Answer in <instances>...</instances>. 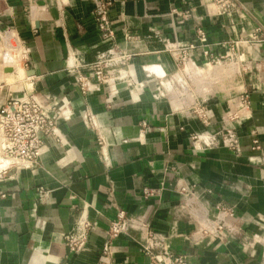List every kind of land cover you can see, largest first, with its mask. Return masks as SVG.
Returning <instances> with one entry per match:
<instances>
[{"label": "crops", "instance_id": "crops-1", "mask_svg": "<svg viewBox=\"0 0 264 264\" xmlns=\"http://www.w3.org/2000/svg\"><path fill=\"white\" fill-rule=\"evenodd\" d=\"M105 3L111 42L97 29ZM4 32L0 107L35 98L55 135L31 168L0 171V264H149L144 232L108 239L119 209L190 264H264V0L224 12L210 0H0ZM112 46L130 55L122 76L93 81ZM217 207L234 210L221 237Z\"/></svg>", "mask_w": 264, "mask_h": 264}, {"label": "built area", "instance_id": "built-area-1", "mask_svg": "<svg viewBox=\"0 0 264 264\" xmlns=\"http://www.w3.org/2000/svg\"><path fill=\"white\" fill-rule=\"evenodd\" d=\"M238 0H214V4L221 10L226 11L237 7ZM110 3L101 4L97 7L95 16L97 29L104 41H113L114 31L110 28L107 20V9ZM6 32L0 33V39L6 38ZM130 55L120 54L115 46L110 47L105 54H101L98 60L92 64V79L95 82L108 83L122 76L119 67L125 65ZM116 73L117 76H112ZM91 80L87 77H79L80 89L85 93L90 86ZM182 84V83H181ZM184 85V83L182 84ZM202 109V107H200ZM46 107L31 96L17 99H9L0 107V158L6 160V165L0 169L3 174L8 169H29L35 163L40 154L45 137L55 135L54 119L46 115ZM201 119L205 120V112L199 110ZM89 120V119H88ZM143 125H145L143 123ZM193 141L197 143L198 137ZM227 147L237 152L239 144L237 139L231 135L227 140ZM253 151L260 150L257 139H253ZM185 192L184 189H182ZM154 191L144 189V197H150ZM219 217L216 225L218 235L226 227V218L234 217L232 208L217 207ZM91 229L90 223L85 219L79 220L72 231L65 236V243L71 253L81 251ZM130 229H139L144 232L142 252L148 258L149 264H190L185 255H173L168 252L163 244V239L152 232L147 223L136 218L128 217L125 211L117 210L115 218L109 223L107 236L109 240L116 239L119 235L127 233Z\"/></svg>", "mask_w": 264, "mask_h": 264}, {"label": "bare ground", "instance_id": "bare-ground-1", "mask_svg": "<svg viewBox=\"0 0 264 264\" xmlns=\"http://www.w3.org/2000/svg\"><path fill=\"white\" fill-rule=\"evenodd\" d=\"M10 39H11V38H10ZM3 41H4V39H3ZM6 41H7V40H6ZM12 43H13V42H12ZM2 44H3V42H2ZM0 45H1V44H0ZM14 46H15V45H14ZM17 47H18V46H17ZM0 48H1V46H0ZM6 48H7V47H6ZM10 49L13 50L14 48H10ZM5 50H6V49H5ZM2 51H3V48H2ZM6 51H7V50H6ZM17 51H18V50H17ZM3 52H4V51H3ZM3 52H2V53H3ZM10 52H12V51H10ZM4 53H5V52H4ZM16 53H17V52H16ZM16 53H14V54H16ZM7 54H8V53H7ZM14 54H13V55H14ZM11 56H12V55L9 54V57H10V58H11ZM4 57H5V56H4ZM7 57H8V56H7ZM7 69H10V68H7ZM5 70H6V69H5ZM6 73H8V72H6ZM0 159H1V158H0ZM1 160H3V162H5V164H6V160H4V159H1ZM1 166H2V165H1ZM3 167H4V166H3Z\"/></svg>", "mask_w": 264, "mask_h": 264}, {"label": "rangeland", "instance_id": "rangeland-1", "mask_svg": "<svg viewBox=\"0 0 264 264\" xmlns=\"http://www.w3.org/2000/svg\"><path fill=\"white\" fill-rule=\"evenodd\" d=\"M211 1V4H214V0H210ZM7 38V37H6ZM3 40V39H2ZM19 48V47H18ZM21 49V48H20ZM14 57V55L11 56V59ZM13 60V59H12ZM12 82V81H10ZM13 83V82H12ZM23 87H25V84H23ZM26 88V87H25ZM5 166V162H3V160L0 159V166Z\"/></svg>", "mask_w": 264, "mask_h": 264}, {"label": "water", "instance_id": "water-1", "mask_svg": "<svg viewBox=\"0 0 264 264\" xmlns=\"http://www.w3.org/2000/svg\"><path fill=\"white\" fill-rule=\"evenodd\" d=\"M5 72H8V73L10 72L11 73L12 69H6Z\"/></svg>", "mask_w": 264, "mask_h": 264}]
</instances>
